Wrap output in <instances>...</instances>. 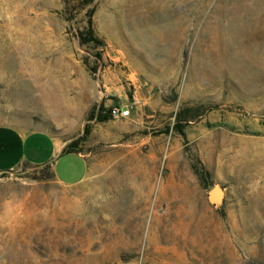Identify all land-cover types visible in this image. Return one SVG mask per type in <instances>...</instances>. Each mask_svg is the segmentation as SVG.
Instances as JSON below:
<instances>
[{
  "label": "rangeland",
  "instance_id": "rangeland-1",
  "mask_svg": "<svg viewBox=\"0 0 264 264\" xmlns=\"http://www.w3.org/2000/svg\"><path fill=\"white\" fill-rule=\"evenodd\" d=\"M3 126L89 167L0 174L17 264H264V0H0Z\"/></svg>",
  "mask_w": 264,
  "mask_h": 264
},
{
  "label": "crops",
  "instance_id": "crops-1",
  "mask_svg": "<svg viewBox=\"0 0 264 264\" xmlns=\"http://www.w3.org/2000/svg\"><path fill=\"white\" fill-rule=\"evenodd\" d=\"M66 141L42 130L21 132L0 127V174L24 166L50 164L55 180L65 186H76L88 176V160L82 153H63Z\"/></svg>",
  "mask_w": 264,
  "mask_h": 264
},
{
  "label": "trees",
  "instance_id": "trees-1",
  "mask_svg": "<svg viewBox=\"0 0 264 264\" xmlns=\"http://www.w3.org/2000/svg\"><path fill=\"white\" fill-rule=\"evenodd\" d=\"M88 35H89V37H93V30H92V23H91V19L89 20V23H88V33H87ZM78 38H79V40H80V44L81 45H85L86 43H89V41L91 40V39H94V38H91L90 40H89V38H83V33H79L78 34ZM95 41V40H94ZM98 43V42H97ZM183 113V112H182ZM182 113H180V115L182 114ZM179 115V116H180ZM99 122H103V121H106V120H108V118L106 117V116H103V117H98V119H97ZM80 151L78 150V148H77V143H75V142H69V143H67L66 144V146L64 147V149H63V153H79ZM42 167H47V168H49V169H51L52 170V167H51V165L48 163V164H44ZM52 175L54 176V174H53V171H52Z\"/></svg>",
  "mask_w": 264,
  "mask_h": 264
},
{
  "label": "bare ground",
  "instance_id": "bare-ground-1",
  "mask_svg": "<svg viewBox=\"0 0 264 264\" xmlns=\"http://www.w3.org/2000/svg\"><path fill=\"white\" fill-rule=\"evenodd\" d=\"M12 214V213H11ZM6 217H9L7 215H3L2 217V221H0V224L2 223V228H5L4 225H6L5 223L3 224V221L6 220L7 222L9 221V218L6 219ZM7 226V225H6ZM1 235L3 234V232H0ZM12 239L8 238V235H6L5 237L2 236L0 237V264H17L18 263V259L14 257H9V253H8V247L7 244H13ZM10 247V246H9ZM13 256V255H12Z\"/></svg>",
  "mask_w": 264,
  "mask_h": 264
},
{
  "label": "built area",
  "instance_id": "built-area-1",
  "mask_svg": "<svg viewBox=\"0 0 264 264\" xmlns=\"http://www.w3.org/2000/svg\"><path fill=\"white\" fill-rule=\"evenodd\" d=\"M133 104H136V102H134ZM131 107H127L125 110L117 108V109H114L112 112L115 116L128 117L130 116Z\"/></svg>",
  "mask_w": 264,
  "mask_h": 264
}]
</instances>
